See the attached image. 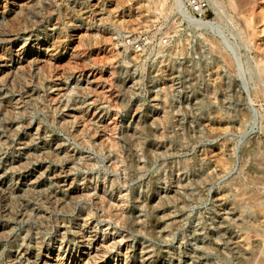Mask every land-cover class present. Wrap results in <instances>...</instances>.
Segmentation results:
<instances>
[{
  "label": "rangeland",
  "instance_id": "374dc122",
  "mask_svg": "<svg viewBox=\"0 0 264 264\" xmlns=\"http://www.w3.org/2000/svg\"><path fill=\"white\" fill-rule=\"evenodd\" d=\"M180 3L0 0V264H264V0Z\"/></svg>",
  "mask_w": 264,
  "mask_h": 264
},
{
  "label": "built area",
  "instance_id": "2783aa9c",
  "mask_svg": "<svg viewBox=\"0 0 264 264\" xmlns=\"http://www.w3.org/2000/svg\"><path fill=\"white\" fill-rule=\"evenodd\" d=\"M187 7L190 8L191 13L200 16H206V11L208 9V0H182ZM185 10L180 8V13L185 14ZM123 42L126 46L135 52H142L149 48L150 41L148 34H129L123 37ZM164 41L163 43H165Z\"/></svg>",
  "mask_w": 264,
  "mask_h": 264
},
{
  "label": "bare ground",
  "instance_id": "6f19581e",
  "mask_svg": "<svg viewBox=\"0 0 264 264\" xmlns=\"http://www.w3.org/2000/svg\"><path fill=\"white\" fill-rule=\"evenodd\" d=\"M149 3L152 4L153 10L157 11L158 14L161 13H174L175 11L177 12L178 7H180V0H146ZM237 3V2H236ZM147 4V3H146ZM147 6V5H146ZM151 6V5H150ZM151 7H147L145 10H150ZM124 23V22H123ZM1 34V33H0ZM129 34V32H128ZM125 36V33H117L115 39V46H123L124 51L127 53H130V55L133 56V58L138 57V53L130 49L128 46H126L123 42V37ZM2 38V37H1ZM0 38V39H1ZM109 215V213H108ZM149 223L151 226L154 225V220L151 219L149 220ZM101 259V258H100ZM62 264V263H61ZM79 264V263H77Z\"/></svg>",
  "mask_w": 264,
  "mask_h": 264
}]
</instances>
